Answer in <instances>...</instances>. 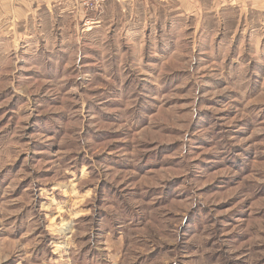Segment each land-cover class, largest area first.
Instances as JSON below:
<instances>
[{
    "label": "rangeland",
    "instance_id": "rangeland-1",
    "mask_svg": "<svg viewBox=\"0 0 264 264\" xmlns=\"http://www.w3.org/2000/svg\"><path fill=\"white\" fill-rule=\"evenodd\" d=\"M208 3L0 28V264H264V12Z\"/></svg>",
    "mask_w": 264,
    "mask_h": 264
},
{
    "label": "crops",
    "instance_id": "crops-1",
    "mask_svg": "<svg viewBox=\"0 0 264 264\" xmlns=\"http://www.w3.org/2000/svg\"><path fill=\"white\" fill-rule=\"evenodd\" d=\"M205 1V0H204ZM208 7L205 14L210 10L216 11L217 14L225 11V9L234 8L238 10H262L264 12V0H207ZM147 0H106V3L97 11L85 13L81 6V0H0V28L9 27L10 30L17 31L19 24L25 31L31 30L36 23L42 31L51 16L59 19V24H68L70 20L76 27H80L82 23L100 22L103 13L113 10L112 4L120 3L122 10L125 11L127 4L146 3ZM137 8V7H136ZM106 10V11H105ZM129 14V13H128ZM241 14H243L241 12ZM66 18V21H65ZM71 25V24H70ZM96 26V24H95ZM94 27V26H93ZM131 31H138V25H131Z\"/></svg>",
    "mask_w": 264,
    "mask_h": 264
},
{
    "label": "built area",
    "instance_id": "built-area-1",
    "mask_svg": "<svg viewBox=\"0 0 264 264\" xmlns=\"http://www.w3.org/2000/svg\"><path fill=\"white\" fill-rule=\"evenodd\" d=\"M106 0H81V6L85 13L99 10Z\"/></svg>",
    "mask_w": 264,
    "mask_h": 264
}]
</instances>
